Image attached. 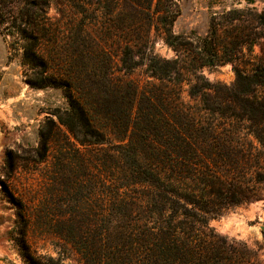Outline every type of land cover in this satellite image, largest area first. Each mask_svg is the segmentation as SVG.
Returning a JSON list of instances; mask_svg holds the SVG:
<instances>
[{
  "label": "rangeland",
  "instance_id": "1",
  "mask_svg": "<svg viewBox=\"0 0 264 264\" xmlns=\"http://www.w3.org/2000/svg\"><path fill=\"white\" fill-rule=\"evenodd\" d=\"M263 82L264 0H0V264L126 259L174 133L224 138L192 148L251 193L208 226L264 264Z\"/></svg>",
  "mask_w": 264,
  "mask_h": 264
},
{
  "label": "trees",
  "instance_id": "2",
  "mask_svg": "<svg viewBox=\"0 0 264 264\" xmlns=\"http://www.w3.org/2000/svg\"><path fill=\"white\" fill-rule=\"evenodd\" d=\"M166 41L173 44L171 34L167 33ZM37 60L34 50L29 48L23 53L24 62L34 64ZM223 139H196L174 133L166 140L167 149L151 152L152 159L142 172L149 176L151 191L150 195L143 192L141 198L130 203L134 229L126 259L114 250L116 247L103 245L102 263L108 257L113 264L259 263L244 245L218 236L208 226L207 215H216L223 204L239 203L251 193L227 181L210 167L209 155L192 148L195 144L212 145ZM257 176L264 181V175ZM193 187L202 195H212V199L195 200L199 195L188 191Z\"/></svg>",
  "mask_w": 264,
  "mask_h": 264
},
{
  "label": "water",
  "instance_id": "3",
  "mask_svg": "<svg viewBox=\"0 0 264 264\" xmlns=\"http://www.w3.org/2000/svg\"><path fill=\"white\" fill-rule=\"evenodd\" d=\"M261 230L264 232V225L261 226Z\"/></svg>",
  "mask_w": 264,
  "mask_h": 264
}]
</instances>
